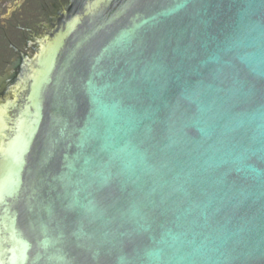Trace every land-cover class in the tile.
Returning <instances> with one entry per match:
<instances>
[{"label": "water", "instance_id": "water-1", "mask_svg": "<svg viewBox=\"0 0 264 264\" xmlns=\"http://www.w3.org/2000/svg\"><path fill=\"white\" fill-rule=\"evenodd\" d=\"M49 3L0 75V264H264V0Z\"/></svg>", "mask_w": 264, "mask_h": 264}, {"label": "rangeland", "instance_id": "rangeland-1", "mask_svg": "<svg viewBox=\"0 0 264 264\" xmlns=\"http://www.w3.org/2000/svg\"><path fill=\"white\" fill-rule=\"evenodd\" d=\"M68 0H0V75L5 73L4 68L11 62H2V53H8V59L15 54L12 50H4V32L7 30L10 36L22 45L29 36L42 35L46 30L42 24H47L50 11L57 8L54 5L66 4ZM4 46V47H3ZM24 53L31 58L35 54L31 46H28Z\"/></svg>", "mask_w": 264, "mask_h": 264}, {"label": "flooded vegetation", "instance_id": "flooded-vegetation-1", "mask_svg": "<svg viewBox=\"0 0 264 264\" xmlns=\"http://www.w3.org/2000/svg\"><path fill=\"white\" fill-rule=\"evenodd\" d=\"M61 11V9H59L58 13ZM4 39H5V47H4V50H12L14 52H16L13 57H17L18 58V61L20 62V65H19V68L16 69V77L18 76V74H20L23 70H24V67H23V61L25 59V54H24V50L27 48L28 45L26 44H22V45H19L16 40L13 38V36H10L7 32V30H5L4 32ZM37 45L38 43H35L33 44V47L34 49L37 48ZM8 53L6 54V52H3L2 53V62H11L13 63V58L11 57V59H8L7 57ZM5 72H7L5 70ZM8 74H10V71H8ZM8 74H6V77H5V82L1 84V89H0V101L2 103L3 100H5L6 98L4 97L6 92L8 91L7 89L9 88L10 84L9 83L11 80H9V76H7ZM4 104V103H3Z\"/></svg>", "mask_w": 264, "mask_h": 264}]
</instances>
